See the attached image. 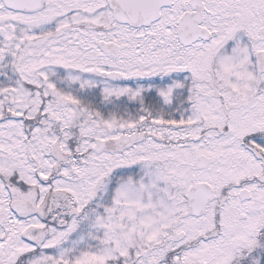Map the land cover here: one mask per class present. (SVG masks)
<instances>
[{
  "label": "snow or ice",
  "instance_id": "obj_1",
  "mask_svg": "<svg viewBox=\"0 0 264 264\" xmlns=\"http://www.w3.org/2000/svg\"><path fill=\"white\" fill-rule=\"evenodd\" d=\"M0 264H264V0H0Z\"/></svg>",
  "mask_w": 264,
  "mask_h": 264
}]
</instances>
